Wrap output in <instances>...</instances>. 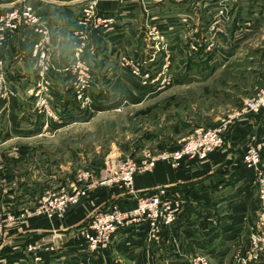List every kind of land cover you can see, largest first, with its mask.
Masks as SVG:
<instances>
[{
  "label": "rangeland",
  "instance_id": "obj_1",
  "mask_svg": "<svg viewBox=\"0 0 264 264\" xmlns=\"http://www.w3.org/2000/svg\"><path fill=\"white\" fill-rule=\"evenodd\" d=\"M141 1L143 8L141 5H137L135 14L137 16L132 15L130 22L144 40L145 47L138 48L142 50L140 58L129 54L126 49L119 51L116 56L119 59V68L116 69L115 73L119 71V74H121L122 71L127 70L128 72L130 71L129 75L138 79L143 86H149L152 82H155L158 87H161L160 89H168L169 87L172 89L167 92L166 97L164 96L150 103H130V100L126 98L121 106H116L114 110L102 113L97 118L87 122L86 125L77 122L68 129L58 133L56 131L55 133L49 132L51 130L50 125L53 122L46 123V119L43 116L37 115L33 111V103L30 98L25 99L21 103L22 108L18 109L20 113L17 112L18 117L15 119L9 118L8 114L7 116H1L0 123H4L5 127L0 125L3 127L2 129L0 127V142H8V144L2 143V146H0V157L6 158V164H1L3 167L6 166V173L0 172V206L3 207H0V209L6 213H15L17 217L13 221L26 219L27 215H21L25 209L31 212L43 206L46 208V206L53 207L55 205L56 208L46 209L57 211L59 214L62 213L59 218H65L73 214L81 205L92 207L90 214H93L94 210H106L116 204H119L118 206L122 210H133L138 206L139 200L144 195L154 189L163 188L158 185L152 190H137L135 185L136 176L145 173L152 174L159 161L166 162L171 167H174L172 163L175 161V155L177 157V152L185 149V140L189 136L195 135L198 126L218 127L225 139L228 137L226 135L230 129L244 118L247 120L248 117L257 115V119L259 118L257 121L264 123V110L255 113H243L241 116L236 115L244 107L245 100L251 96L249 92L257 91L259 87L264 85L262 70V67L264 68V48H252L248 45L245 48L223 49L210 46V35H212L210 23L212 22L213 14L216 13V15L221 17L219 9L224 6L222 1L182 0L178 2L177 0H162L156 3V10L152 9L156 11L154 16H152V12L148 14L150 8L148 0H138V2ZM238 6V10H240L241 1H239ZM228 7V11H233L234 15H236V5H228ZM161 11L162 13L159 15ZM114 18L115 20L117 19L115 27L125 24L119 16L114 15ZM104 28L102 33H109V30L106 29L107 27ZM92 35H90V38ZM28 39H30V36ZM223 51H226V53H223ZM53 54L52 63H54ZM210 54H212L211 58ZM256 55L257 59H252ZM210 59L212 60L211 63ZM150 61H154L157 66L161 62V69L154 72L146 68L147 62ZM134 64L140 67L142 74L150 73L151 77H149V80L143 79L133 72ZM210 64L212 68H210ZM249 65L250 67H255V69L257 67L258 73L256 75L251 72L252 69L248 68ZM77 66L78 58L73 54L68 64V69L74 73V79L71 78V82L76 80L78 82L77 71L79 68ZM149 68L158 69L157 67ZM5 69L7 77H9L8 71L10 68L5 67ZM11 71L13 73V70ZM108 74L109 72L101 77V83L104 89L111 93L108 88L111 87ZM175 74L183 80L182 83H180ZM23 75L28 78L26 80L32 85H27L26 90H24L22 82H15V84L20 87L18 88L19 91L27 98L30 96L31 88L35 87L37 79L32 73ZM121 77L124 78L123 76ZM152 78L153 81H151ZM99 83L93 74L91 89L99 88ZM175 84H178V86H175ZM215 86H217L219 92L212 94V88L214 89ZM28 87L31 88L29 89ZM74 87L72 86L70 91H67V94L71 93V96H73ZM117 88L123 89V86H116ZM132 92H135V90H132ZM108 93H105V96ZM108 97L107 101L110 100ZM105 98H101L103 99L101 107L105 106L103 108H108L109 106H106L108 102L104 100ZM13 100H11L9 105L1 107H5L6 110L9 109ZM77 104V108H82L75 101V107ZM93 108L94 106L92 108L88 106V108L82 109L90 112ZM36 120L41 129L34 132L32 130H34ZM161 120H163V123ZM55 123L63 125L67 122L55 121ZM150 125L156 129L164 128L163 130L167 132L168 130L177 131L180 128L182 130L179 135L181 140L174 142L170 140L164 141L165 144L160 148L156 145L160 142L158 140V142H152L151 145H145L137 149L138 146L136 145L141 142L145 127ZM43 126L44 128L42 129ZM257 135L255 132L250 134V140L246 142V149L255 141V138H258ZM226 140H229V138L225 139L222 146L217 150L227 145ZM61 142H66L67 145H63ZM20 143L34 149H26L25 146L21 147ZM77 145L81 147V153H84V157L80 153L73 154V158L70 160L71 165L61 164L58 166L57 161L62 158L59 153H64L63 159L65 160L67 153L70 151L71 155L73 151L72 147L69 149L67 147H75ZM47 152L55 154L56 160H48V162H53L54 160L53 169L55 174L53 176L51 174V180L49 177V181L45 183V172L46 170H51L48 169L47 157L43 155H47ZM137 152L138 158L135 157ZM26 153H28V156H26ZM166 153H169L167 158L164 157ZM29 156L32 158L35 156L39 161L33 160L22 167L24 164H21L18 159L26 157L24 161L28 163L30 161ZM183 156L181 165L184 164V161L206 160L199 159V157L192 158L187 153H184ZM41 157L44 158L43 161ZM93 157L97 159V162H94ZM128 158H133L137 162L140 160H154L156 164L153 169H146L137 173L133 177V182L127 184L126 179L122 177L125 172L122 171L124 170L123 167L127 165ZM30 167L32 168V173L36 172L33 176H27ZM61 167H65V169ZM16 169L19 171L18 175L15 172ZM66 169L70 171L69 174L64 171ZM35 174H39V179L44 182L42 186L33 183L34 179L38 178ZM222 174L227 176H223L224 181L222 182L225 185L231 181V185L236 187L239 183L233 180L235 172L232 168L228 167L227 171ZM226 178L230 179V181H227ZM26 179L33 183L30 188V190L34 189L35 192L33 198L20 196L17 193L18 190L20 194L19 187L26 183ZM171 188L178 189L177 187ZM215 189L220 190L221 188L216 184ZM222 189H226V186H223ZM230 189H232L231 186L227 190ZM4 193L8 197L3 198L2 194ZM123 195H126V198ZM235 198L236 196L229 203H226L228 211H233V206L237 203ZM255 200L257 211L255 216L250 215L252 222L250 221L248 224V217L245 216V223H237L233 228H229L227 224L225 226L222 225V216L219 213L217 214L218 211L214 213V225L210 227V236L213 237L212 232H215L217 243L220 242L219 238L225 236L226 244L216 246L219 249L217 251L215 247L211 250L214 243L210 242V253L214 251L211 253L210 264H264V247H258L254 243V240L259 244L264 242V215L260 197L257 194L255 195ZM5 201H11V203L8 204ZM17 204L22 206V208L15 212ZM251 206L246 205L245 214L249 215L247 212L252 211ZM90 218L91 216L85 222H88ZM239 224H241V227ZM81 227L83 225L77 228L80 229ZM6 232L7 229L4 230L0 238L6 235ZM208 248L209 246L205 247L204 250ZM183 249H185V254H189L186 250V245L181 250L183 251ZM190 257V255H186L185 258L180 257V262L173 261L174 257H171L170 264H189ZM223 258H227L225 263L222 262Z\"/></svg>",
  "mask_w": 264,
  "mask_h": 264
},
{
  "label": "crops",
  "instance_id": "obj_2",
  "mask_svg": "<svg viewBox=\"0 0 264 264\" xmlns=\"http://www.w3.org/2000/svg\"><path fill=\"white\" fill-rule=\"evenodd\" d=\"M17 1L18 0H0V11ZM30 1L34 2L36 6H38L39 12L45 17L49 26H52L54 29L51 48L53 49L52 53H54L53 62L56 69L53 70V75L56 79V83L57 85L68 84L69 80L74 78V73L72 71L69 72L70 70L68 69V64L70 63V59L74 54L71 35L74 30L79 28L77 19L82 7L85 5V0ZM159 1L161 2L162 0L147 1L149 2L148 5L150 6L148 14L152 12V16H154L156 11H153L152 9L156 10V3ZM177 1L179 2L182 0ZM218 1H222V3L226 4L227 6L236 5L237 13L234 15L233 11H230V23L227 25V32L223 35H220L217 42L210 38V42L213 44L212 48L237 49L245 48L248 45L252 48H264V0ZM239 1H241L240 10H238ZM138 4L142 7V1L138 2V0H98V10L101 14L117 15L125 24L118 25L114 31L109 33H102L99 30L94 31L91 37V45L93 48H89L85 53V57L92 61V71L95 79L100 82L99 88L94 90L92 89L95 107L90 112L85 111L82 108L79 109L77 108L78 104L75 107V100L73 96H71L72 94L66 93V96L64 95V97H66V102L64 104L65 113L63 115L65 118L64 122L67 123L63 125H57L55 122H53V124L50 125L51 130L49 132H61L62 130H66L73 126V124L77 122H79V124L86 125L87 122L97 118V116L101 115L102 113L114 110L116 106H121L123 100L126 98L130 100V103H150L151 101L161 99L164 96L166 97L167 92L172 89L171 87L168 89H160L155 82H152L153 84L151 83L149 86H143L138 81V79L129 75L130 71L128 72L127 70L122 71L121 74H119V71L115 73L116 69L119 68V59L116 57L119 51H124V49H126L129 54L140 58L142 50H139L138 48L145 47L144 40L130 22L132 15L137 16L135 14L137 12L136 9ZM161 13L162 11L159 13V15ZM152 20L155 21L154 19ZM28 33L29 32L26 31L22 32V34L10 46L12 49L8 54L9 59L7 60L10 68L8 71V78L12 83L14 82L13 84L11 82L10 83L16 86L18 89L20 87H17L15 82H22L24 90H26L27 85L31 86L32 84L26 80L28 78H26V76L23 74L28 75L32 73L35 75L30 61L32 46L30 44V40L28 39ZM35 37H37V35H35ZM223 53H226V51H223ZM211 55L212 54H210V58ZM213 59H215V57H213ZM252 59L256 60L257 55L252 57ZM211 61L212 60L210 59V63ZM149 67H157L158 69L156 70ZM161 67V62L159 66H157L154 61L147 62L146 65V68L154 72L159 71ZM210 68H212L211 64ZM248 68L252 69L251 72L254 75L258 73L257 67L255 69V67H250L249 65ZM11 70H13V73ZM107 72H109L108 77H110L109 81L111 87L108 88L111 90V93H108L101 83V77H103V75H105ZM176 77L178 80H180V83L183 82V80L177 75ZM120 85L123 86V89H116V86L119 87ZM175 86H178V84H175ZM132 90H135V92H132ZM57 92L58 93L56 94L59 95V91ZM212 92V94L219 92L217 86H215L214 89L212 88ZM255 92L256 90L253 92L250 91L249 95H252ZM19 93V97L13 100L9 109L6 110L5 107H0V117L3 115L7 116V114L9 118L15 119L18 117L17 112L20 113L18 109L22 108L21 103H23L25 99L30 98V96L25 98L21 91H19ZM105 93H108L107 96L110 98V100L108 99L109 101H107V96H105ZM102 97H106L104 100L108 102L106 103V106H109L108 108H103L105 106L101 107L103 102V99H101ZM245 119L246 118L238 122V124H235V126H233L227 133L226 136L229 138V140H226L227 145L220 150H215L212 152L210 156L206 158V160L184 161V164H182L180 168H174L166 162L159 161L155 167V171L152 174L145 173L141 175L138 174L136 176L135 185L137 190H152L158 185L177 187L187 201L184 213L181 214L175 223V234L170 239L168 238V243L163 242L161 245L150 246L146 240H141L142 237L145 238L144 233L146 228H127L125 235L120 236L117 242L118 245L115 244L117 245L115 247L108 246L105 250H103V255L98 258L97 256L92 258L93 264H161V261L163 262L164 260H169L168 264H170L171 257H174L173 261L180 262V257L185 258L186 255L193 256L195 253L203 250L205 247H210V242H212V244L214 243L211 247V250L213 247H215L217 251L219 249L216 246L226 244L225 236L223 238H219V243H217V235H214L215 232H212L213 237L210 236V227L214 225V213L217 211V214L219 213V215L222 216V225L225 226L227 224L229 228H233L237 223H245V216L248 217L247 224L250 221L252 222L250 215L255 216V212L257 211V203L255 200V195L257 193L252 185L253 178L251 177V172L242 165V157L243 152L246 149V142L250 140L249 136L251 133L255 132L258 134L257 136L259 139L264 136V123H259L257 121L259 119H257V115L250 116L247 118V120ZM161 121L163 123V120ZM3 124L4 123H0V125ZM3 126L5 127V125ZM0 127L1 129L3 128L2 126ZM43 128L44 126L42 129ZM40 129L41 126L38 125V121L36 120L34 130L32 131L37 132ZM163 129L164 128L156 129L155 127H151V125L148 127L146 126L144 129V136L140 140L141 142L136 145L138 146L137 149H140L145 145H151L152 142H158V140L160 142H158L156 145L159 148L165 144L164 141L170 140L171 142H174L176 140H181V136L179 137V135L182 130H180V128L177 130L178 132L175 130H168L167 132ZM2 143L3 142H0V146H2ZM30 143L33 145L32 142ZM61 143H63V145H67L66 142ZM3 144L6 145L8 142H4ZM19 145L21 147L25 146L26 149H34L28 148L26 144L23 143H20ZM70 147L73 148V151L71 155L70 151L67 153L65 160L63 159L64 153H59L60 157L62 158H57L59 160L57 161L58 166L61 164L71 165L70 160H72L73 154L80 153V155L84 157V153H81L82 149L80 146H68L67 148L69 149ZM112 148L114 147L112 146ZM26 154V156H28V153ZM137 154L138 152L135 154L136 158H138ZM43 155L47 157V162L49 159L56 160V157H54L55 154L53 153L51 154L50 152H47V155ZM25 159L26 157H21L18 159L21 164H24L22 167L28 165L33 160L39 161V159L35 156L34 158L30 157V161L28 163L24 161ZM41 160L43 161L44 158L41 157ZM54 160L53 162L50 161L47 164L48 169L51 170H46L45 172V183L49 181V177L51 180V174L52 176L55 174L53 169ZM94 162H97L96 158H94ZM2 163L6 164V158H3V156L0 157V172L5 174L6 166H1ZM228 167L232 168L235 172L233 180L234 182H239L236 187L231 185V181L228 178L226 179L227 181H230V183L225 185L222 182L224 181L223 176H227L226 174L221 175V173L226 172ZM61 168L65 169V167ZM64 171L68 174L70 173V171L67 169ZM15 172L18 175L19 171L17 169ZM34 173H32V168L30 167L28 169L27 176H33ZM35 175L38 178L34 179L33 183H37L42 186L44 182H41L39 179V174ZM26 180V183L19 187L20 194L18 190L17 193L20 196H28V198H33L35 195L34 189L30 190L33 183H30L28 179ZM216 184L220 186V190L215 189ZM223 186H226V189H222ZM229 186H231L232 189L227 190ZM235 196L237 203L233 206V211H228L226 209V203H229L230 200ZM2 197L6 198L8 195L4 193L2 194ZM124 198H126V195ZM245 198L249 199L250 201ZM5 202L8 204L11 203V201ZM247 204L250 206L252 205V211L247 212L249 215L245 214ZM21 208L22 206H18L17 204V207H15V212L21 210ZM91 209L92 207L81 205L77 210H75L73 214H70L65 218H49L44 214H32L24 220L21 219L7 223L6 235L0 238V264H17V262H19L22 257H25V249L28 243L38 241L49 242L51 240L52 232L62 233L65 244H75V241H78L80 237L75 234V232H77L79 229L77 227L86 223L85 220L92 215L90 214L92 211ZM217 214L216 217L218 218ZM239 226L241 227V224H239ZM185 245L189 254L184 253L185 249H183V251L181 250ZM66 247V249H59V251L56 252L42 250V254L49 264H87L88 260L85 258V256L88 254L86 253L82 254L83 256L77 259H62L64 251L65 253L70 252L71 255L73 254L74 247ZM58 255H60V257H57ZM226 261L227 258L222 259L223 263Z\"/></svg>",
  "mask_w": 264,
  "mask_h": 264
},
{
  "label": "built area",
  "instance_id": "obj_3",
  "mask_svg": "<svg viewBox=\"0 0 264 264\" xmlns=\"http://www.w3.org/2000/svg\"><path fill=\"white\" fill-rule=\"evenodd\" d=\"M223 5L219 9L221 17L216 13L213 14L210 23V31L212 32L210 38L215 41L219 39L220 35L227 32V25L230 23L229 7L226 4ZM215 15L216 17H214ZM116 22L117 19L115 20L114 14L104 15L99 12L98 0H85V5L82 7L77 19L79 28L74 30L71 35L74 56L76 55L78 58V82L77 80L71 82L74 79L72 78L68 84L57 85L53 75V70L56 67L52 63L53 27L49 26L45 17L39 12L38 6L30 0H18L10 7L3 8L0 11V107L9 105L11 100L19 97L20 94L18 89L10 83L5 67L9 68L7 60L12 49L10 46L24 31L29 32V40L32 46L30 61L37 79L35 87L31 88L30 93L33 111L37 115L43 116L46 123L64 121V104L66 102L64 95L66 96L67 91H70L72 86H75L73 98L82 108L95 107L93 92H91L93 83L92 63L91 60L85 57V53L89 48H93L90 35L96 30L102 32L105 29L104 27H107L106 29L109 32L114 31ZM212 45L211 42L210 46ZM128 63L130 64V62ZM133 72L146 80L151 77L149 72L142 74L138 65H135ZM152 79L151 81H153ZM56 86L59 87V90ZM56 89L59 91V95L56 94L58 93ZM262 110H264V85L245 100L244 107L236 115L241 116L243 113H255ZM196 129L195 135L189 136L185 140V149L178 151L177 157L175 155V161L172 163L174 167L178 168L181 165L184 153L190 154L192 158L206 159L209 154L224 143V135L218 127L198 126ZM245 151L242 157V165L251 172L252 185L260 197L264 215V136L260 139L255 138V141ZM168 154L166 153L164 157L167 158ZM155 164L154 160H140L137 162L133 158H128L127 165L123 167L122 172L125 173L122 177L126 179L127 184H130L137 173L146 169H153ZM162 187L152 190L148 193L149 195L144 193L147 195L139 200L138 206L133 210H122L118 206L119 204L106 210H95L90 220L75 232L80 237L73 245H70V243L65 244L63 235L60 232H52L49 242L28 243L25 249V257H22L17 264H49L42 254V250L56 252L59 249H66V246L74 247V251L72 255L70 252L65 253L64 251L62 259H77L86 253L88 254L85 256L88 260L87 264H93L92 258L103 255V250L108 246H117L120 236L125 235L127 228L132 227L136 229L146 228L144 236L150 246L161 245L163 242L168 243L169 239L175 234V223L184 213L187 201L178 189L175 190L169 186ZM46 208H56V206H46ZM46 208L43 206L31 212L25 209L21 215L44 214L49 218H59V215H62V213L59 214L57 211ZM16 217L15 213H6L0 209V236L6 229L7 223L13 221ZM254 243L258 247H264V242L259 244L254 240ZM211 253L210 247L207 250L203 249L190 257L189 264H210ZM57 257H60V255ZM168 261H161V264H168Z\"/></svg>",
  "mask_w": 264,
  "mask_h": 264
},
{
  "label": "bare ground",
  "instance_id": "obj_4",
  "mask_svg": "<svg viewBox=\"0 0 264 264\" xmlns=\"http://www.w3.org/2000/svg\"><path fill=\"white\" fill-rule=\"evenodd\" d=\"M47 217H48V216H47ZM142 239L147 241V238L145 239L144 237H142L141 240H142ZM138 240H139V239H138Z\"/></svg>",
  "mask_w": 264,
  "mask_h": 264
}]
</instances>
